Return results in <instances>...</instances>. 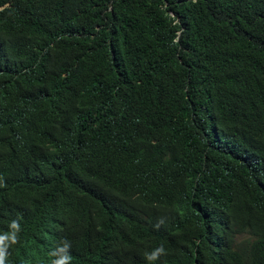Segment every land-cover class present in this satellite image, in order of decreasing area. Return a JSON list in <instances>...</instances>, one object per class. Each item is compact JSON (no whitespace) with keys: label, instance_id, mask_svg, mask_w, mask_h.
I'll use <instances>...</instances> for the list:
<instances>
[{"label":"trees","instance_id":"16d2710c","mask_svg":"<svg viewBox=\"0 0 264 264\" xmlns=\"http://www.w3.org/2000/svg\"><path fill=\"white\" fill-rule=\"evenodd\" d=\"M0 175L7 264H264V0H0Z\"/></svg>","mask_w":264,"mask_h":264},{"label":"clouds","instance_id":"9594fccd","mask_svg":"<svg viewBox=\"0 0 264 264\" xmlns=\"http://www.w3.org/2000/svg\"><path fill=\"white\" fill-rule=\"evenodd\" d=\"M0 193H6L15 199H27L21 188L12 182L9 178H4L0 175ZM75 221L70 216L64 214L59 217L58 225L63 229H72ZM9 225L6 232L0 233V264H7L10 247L19 242L20 224L17 220L9 221L6 214L0 212V226ZM71 243L68 240H62L57 244L50 253L51 259L47 261H38L33 264H72L70 253ZM112 253L107 264H139L141 252L133 245L131 240L121 241L113 240L111 242ZM167 255L163 245L154 248L150 252L145 253V259L149 264H155L161 256ZM75 261L73 264H75Z\"/></svg>","mask_w":264,"mask_h":264}]
</instances>
